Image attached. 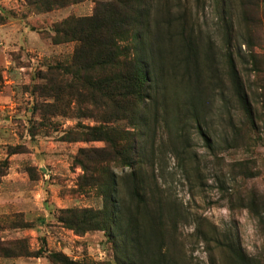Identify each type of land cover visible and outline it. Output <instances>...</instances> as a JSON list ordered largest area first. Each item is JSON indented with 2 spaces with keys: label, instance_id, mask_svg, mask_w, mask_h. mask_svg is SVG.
Wrapping results in <instances>:
<instances>
[{
  "label": "trees",
  "instance_id": "1",
  "mask_svg": "<svg viewBox=\"0 0 264 264\" xmlns=\"http://www.w3.org/2000/svg\"><path fill=\"white\" fill-rule=\"evenodd\" d=\"M84 1L25 0V5L31 13L44 14ZM238 1L248 37V26L254 21L250 10L260 8V1L264 4V0ZM189 2L96 0L91 16H69L52 26V44L72 43L74 49L68 60L35 75L37 83L31 90L43 102L34 104L32 113L42 114L44 119H93L96 125L79 123L60 139L103 145L100 149H80L73 161L83 172L78 191L87 195V190L94 189L101 199V209L60 210L58 223L77 236L103 232L113 255L103 263L87 258L74 261L61 252L47 253L44 244L38 251L30 252L23 241L5 243L0 239V258L44 255L51 264H187L174 252L178 223L185 216L175 201L164 200L153 173L159 160L155 151L158 134L175 132L181 138L183 133L185 146L172 151H176L177 162L185 164L182 167L188 179L190 173L196 172L192 166L195 157L188 149V132L176 126L180 121L192 128L188 124L191 121L194 132L212 150L208 124L212 119L210 105L215 104L216 96L221 97L226 109L233 141L240 136V129L231 116L230 105L244 116V127L257 131L261 120L236 63V58L245 64L251 57L255 66L252 40H237L232 20L224 19L219 22L223 37L220 49L211 40L204 47L192 38ZM211 2L217 8H226L230 0ZM241 46L247 48L249 56L241 53ZM179 77L177 91L170 80ZM168 98L176 102L179 111L173 126L161 110ZM124 121L132 125V130L120 125ZM168 137L178 143L176 138ZM15 153L18 152L12 154ZM6 165L7 162L2 164L4 168ZM117 170L121 171L120 176L115 174ZM26 172L32 175L33 168L28 167ZM249 207L253 211L264 208V201L253 198ZM255 216L264 227V210ZM13 228L24 227L17 223ZM1 229L0 222V232ZM224 247L228 251L227 264H264V257L248 256L231 238Z\"/></svg>",
  "mask_w": 264,
  "mask_h": 264
},
{
  "label": "rangeland",
  "instance_id": "2",
  "mask_svg": "<svg viewBox=\"0 0 264 264\" xmlns=\"http://www.w3.org/2000/svg\"><path fill=\"white\" fill-rule=\"evenodd\" d=\"M95 1L86 0L49 13L34 14L26 8L25 0H0V168L3 167L0 170V239L5 243L23 241L30 252L38 251L44 244L47 253L61 252L74 261L87 258L103 263L113 255L112 245L103 232L77 236L63 228L57 219L60 210L102 207L94 189L87 190V195L78 191L83 172L73 161L80 149H100L103 145L67 143L60 139L65 131L79 123L85 126L96 123L93 119L61 116L44 119L42 114H33L34 104L43 101L31 90L37 83V72L68 60L74 49L72 43L52 44V26L69 16H91ZM189 1L190 32L193 40L204 47L211 40L220 49L223 37L219 22L224 19L232 20L237 40H252L255 66L251 57L245 64L234 57L261 120L257 131L244 127V116L230 105L231 116L240 129V136L233 141L226 109L221 97L216 96L215 104H209L212 106L208 124L212 150L194 132L191 121L188 124L192 128L180 121L176 126L188 132V149L195 157L192 166L196 172L190 173L188 179L182 167L185 164L177 162L176 151H172L178 152L185 146L183 133L181 138L175 132L174 135L158 134L155 151L159 160L153 173L164 200L175 201L185 216L178 223L174 252L187 264H227L228 251L224 245L231 238L248 256L264 257V227L255 216L264 208L253 211L249 207L253 198L264 201V4L260 1V8L250 10L254 21L248 26V39L241 23V1L230 0L226 8L223 5L217 8L211 0H200L199 4L196 0ZM182 10H174L173 14ZM240 50L249 56L245 46ZM170 81L178 91L180 77ZM225 97L228 98L227 93ZM162 109L173 126L179 114L176 102L168 98ZM120 125L132 130L129 122ZM168 136L176 138L178 143ZM4 162H7L5 168ZM28 167L33 168L32 175L26 172ZM115 174L120 176L121 171ZM16 222L24 228H13ZM0 264L51 263L43 255L0 258Z\"/></svg>",
  "mask_w": 264,
  "mask_h": 264
}]
</instances>
